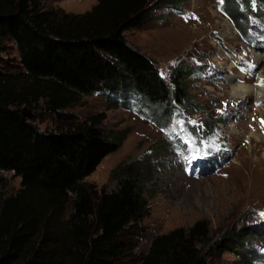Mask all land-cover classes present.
I'll list each match as a JSON object with an SVG mask.
<instances>
[{"label": "trees", "instance_id": "16d2710c", "mask_svg": "<svg viewBox=\"0 0 264 264\" xmlns=\"http://www.w3.org/2000/svg\"><path fill=\"white\" fill-rule=\"evenodd\" d=\"M40 1L0 0V52L5 40L12 42L22 73L38 85L49 84V93L41 94L49 98L48 109L66 105L55 94L59 90L100 93L121 107L136 106L164 129L175 107L197 108L188 92L193 67L177 62L165 78L154 59L124 36L151 20L154 10L175 9L186 0H98L81 14L41 10ZM221 11L252 40L247 23L264 19V0H223ZM256 37L264 43L263 34ZM18 81L0 70V170L20 179L18 190L0 203V264H122L134 248L132 240L144 232V183L154 171L152 154L161 153L163 142L141 160L114 166L115 186L99 192L85 178L121 146L126 130H103L96 118L40 129L30 106L36 96L16 88ZM207 232V223L198 220L156 235L139 264H210L219 250L235 247L260 258L254 246L240 241L259 234L252 228L230 230L212 244Z\"/></svg>", "mask_w": 264, "mask_h": 264}, {"label": "rangeland", "instance_id": "374dc122", "mask_svg": "<svg viewBox=\"0 0 264 264\" xmlns=\"http://www.w3.org/2000/svg\"><path fill=\"white\" fill-rule=\"evenodd\" d=\"M98 2L43 0L39 8L81 14ZM221 6L220 0H186L175 9L154 10L144 26L124 32L131 46L154 59L163 77L169 76L177 62L194 68L188 92L197 108L187 111L175 107L173 119L164 129L140 114L136 106L121 107L100 93L83 96L59 90L55 94L66 105L48 109L49 98L41 94L49 93V84L40 81L38 85L22 73L12 42L5 40L1 45V72L19 78L16 88L28 98L36 96L30 106L35 111L34 124L38 128L57 130L75 121L96 118V125L103 130H126L121 146L106 155L85 178L99 192L115 186L117 179L111 175L114 166L141 160L156 147L161 148L157 144L163 142L161 153L152 154L154 171L144 183L148 206L144 232L141 239L132 240L134 248L122 264H139L154 236L175 228H189L198 220L208 225L209 244L219 242L226 232H236L245 226L259 233L240 241L254 246L260 258L245 256L239 247L225 248L210 259V264H264V218L260 216L264 212V186L258 188L255 182L254 190L246 191L251 179L254 182L256 177L258 180L264 177V125L254 126L251 122L260 119V113L264 120V96L232 98L229 82L230 77L232 82L254 84L258 71L264 73V44L255 42L261 39L256 36L264 35V19L256 17L247 23L246 33L253 38L249 40L239 34ZM226 20L235 30L230 35L223 33ZM255 55L260 56L258 61ZM218 63L230 67L222 69ZM250 65L255 67L249 69ZM213 145H219V150ZM185 156L188 160L183 159ZM193 156L197 158L192 159ZM19 186V177L0 170V203Z\"/></svg>", "mask_w": 264, "mask_h": 264}, {"label": "bare ground", "instance_id": "6f19581e", "mask_svg": "<svg viewBox=\"0 0 264 264\" xmlns=\"http://www.w3.org/2000/svg\"><path fill=\"white\" fill-rule=\"evenodd\" d=\"M215 13H217L215 11ZM224 24V30L223 33L225 35H230L231 32H234V28L232 26V24L226 20ZM260 58L259 55H255V59L258 61ZM219 62V61H218ZM218 65L220 67H222V69H227L230 67V65L225 66L223 63H218ZM234 77V76H233ZM237 77V76H235ZM235 79V78H234ZM261 80H264V73H262V71H258L257 73V77H256V82L254 84H247L245 82H232L231 78L229 77V82H230V86H231V97L232 98H241V99H246V98H252V97H259V96H264V85H262L260 83ZM254 102V101H253ZM255 107V106H254ZM256 109V108H255ZM264 112V110H263ZM264 114V113H263ZM252 115V113H251ZM259 118L260 119H254V115L251 117V121L252 123H254V126L256 124H261V121L263 120V116L262 113L259 114ZM252 123H250V125H252ZM251 134L256 138L258 137V135H256L254 132H251ZM249 137V136H248ZM261 137V136H260ZM253 157V156H252ZM262 157V156H261ZM255 159V158H254ZM255 162V161H254ZM259 178V177H258ZM258 178H255V181L253 182V179L250 180V187L246 188V191L249 193L251 191L254 190L255 188V184L258 188H262L264 186V177H261L260 180H258ZM256 182V183H255ZM255 183V184H254ZM238 184V183H237ZM254 184V187H253ZM243 185V184H242ZM237 194V193H236Z\"/></svg>", "mask_w": 264, "mask_h": 264}, {"label": "snow or ice", "instance_id": "6c2138e0", "mask_svg": "<svg viewBox=\"0 0 264 264\" xmlns=\"http://www.w3.org/2000/svg\"><path fill=\"white\" fill-rule=\"evenodd\" d=\"M220 2L223 3V0H220ZM253 67H255V66H254V65H250V66H249V69H251V68H253ZM260 83H261L262 85H264V80H261ZM261 124L264 125V120L261 121ZM213 147H214L216 150H219V147H220V146H219V145H213ZM205 154H207V153H205ZM196 158H197V157H195V156L192 157V159H196ZM183 159L188 160V157L185 156V157H183ZM260 216H261L262 218H264V212L260 213Z\"/></svg>", "mask_w": 264, "mask_h": 264}]
</instances>
